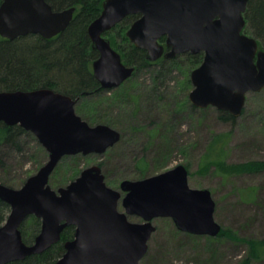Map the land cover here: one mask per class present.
<instances>
[{
	"label": "water",
	"instance_id": "water-1",
	"mask_svg": "<svg viewBox=\"0 0 264 264\" xmlns=\"http://www.w3.org/2000/svg\"><path fill=\"white\" fill-rule=\"evenodd\" d=\"M248 2L104 0L101 14L88 27L93 48L99 51L94 75L105 88L118 87L133 76L135 67L123 61L105 33L128 15L139 14L126 35L147 51V59L203 52V62L191 73V102L239 117L248 93L264 89V49L245 31ZM76 10V6L54 9L48 0H3L0 36L52 38L70 25ZM78 99L51 87L0 91V121L32 131L49 152L48 160L22 186L0 183V198L10 205L0 226V264L41 254L71 225L75 235L55 264H140L157 229V217L172 218L184 232L220 234L211 190L191 187L184 164L141 179H125L121 189L109 186L103 168L93 164L66 186L53 188L50 177L64 156L102 154L122 137L108 124L92 125L83 119L76 110ZM30 215L42 221L33 243H27L21 231Z\"/></svg>",
	"mask_w": 264,
	"mask_h": 264
},
{
	"label": "rangeland",
	"instance_id": "rangeland-1",
	"mask_svg": "<svg viewBox=\"0 0 264 264\" xmlns=\"http://www.w3.org/2000/svg\"><path fill=\"white\" fill-rule=\"evenodd\" d=\"M113 32L105 36L113 39ZM246 32L252 35L249 29ZM179 59L173 64L163 57L117 89L82 97L77 113L92 125L105 123L118 129L122 137L102 154L64 156L50 184L55 189L66 186L83 169L99 164L107 184L121 189L125 179H141L184 164L191 187L211 190L216 201L215 218L224 234L216 237L184 232L172 218L157 217V229L140 264H264V257L249 260L250 241L264 239V170L229 173L216 165L204 166L216 134L224 136V145L221 156L214 159L227 165L264 161V89L248 93L244 112L236 122L223 121L219 109L197 107L189 98L194 87L191 73L203 60L195 64L185 55ZM155 77L161 80L157 82ZM155 88L158 93L153 96L151 90ZM53 89L62 92L64 88L58 85ZM149 100L152 105L147 104ZM128 101L132 106L137 102L136 111L127 108ZM130 113L135 114L134 123L129 122ZM150 128L156 131L149 134ZM21 144L22 150H18L0 143V183L20 187L48 160V150L32 131L22 134ZM119 209L125 210L122 202ZM130 218L142 221L139 216Z\"/></svg>",
	"mask_w": 264,
	"mask_h": 264
},
{
	"label": "trees",
	"instance_id": "trees-1",
	"mask_svg": "<svg viewBox=\"0 0 264 264\" xmlns=\"http://www.w3.org/2000/svg\"><path fill=\"white\" fill-rule=\"evenodd\" d=\"M2 1L0 0V4ZM103 1L48 0L53 8L57 10L72 6L77 7L74 19L63 32L49 39L36 34L20 36L13 40L0 36V91L32 90L39 87L57 88L59 85L64 88L62 92L74 98H82L86 95L100 96L103 94L105 89L102 88L93 72V62L99 57V52L93 48L92 40L88 34L90 23L102 12ZM139 17V14L128 15L112 30L106 32L107 34L114 31L113 39L110 38L111 43L113 40L115 45H118L123 61L127 65L135 66L136 71L133 76L141 70L150 68L154 62L161 59L156 61L148 60L147 51L136 47L124 35V32ZM245 17L247 19L245 31L249 29L252 35L259 40L260 48L261 46L264 47V0H249ZM119 37L122 39H119ZM161 42H166L165 36L161 38ZM184 55L188 56L195 64H200L204 57L203 52H188L169 58V60L174 64ZM160 78L155 77V81H160ZM147 89L148 87L145 86L144 91ZM153 90L154 96L158 92H155L156 88L151 91L153 92ZM156 98L159 97L156 96ZM150 100L149 103L146 101L145 103L152 105ZM130 103L129 101L127 102V108H135L136 111L137 102L135 101L133 106ZM155 108V111L158 110L157 106ZM121 111L123 112V110ZM219 113V117L223 121L236 122L237 120V117L233 116L229 111L219 110ZM129 117V122L134 123L136 120L135 114L130 113ZM26 131L19 124L8 125L0 121V143L9 148L22 150L21 137ZM155 131L151 128L148 130L149 134ZM223 145L224 136L222 134L214 135L212 144L205 154L204 166L216 165L217 168L227 170L229 173H249L264 170V161L256 160L227 165L220 159H214L213 157L219 158L221 156ZM9 213L10 205L0 198V226L6 221ZM41 226L42 221L40 218L35 215L28 216L21 226L23 239L27 243H33L41 230ZM223 234L224 231L221 230L218 237ZM74 235L75 226H67L62 232L61 240L41 254H34L24 260H15L7 264H55L65 253V243L73 239ZM250 248L251 256L249 260L251 258L260 259L264 257V239L251 240Z\"/></svg>",
	"mask_w": 264,
	"mask_h": 264
},
{
	"label": "flooded vegetation",
	"instance_id": "flooded-vegetation-1",
	"mask_svg": "<svg viewBox=\"0 0 264 264\" xmlns=\"http://www.w3.org/2000/svg\"><path fill=\"white\" fill-rule=\"evenodd\" d=\"M136 20H137V19H136ZM131 25H132V24H131ZM131 25H130V26H131ZM128 29H129V28H128ZM1 37H2V36H1ZM127 37H128V36H127ZM128 38H129V37H128ZM165 38H166V37H165ZM129 39H130V38H129ZM130 41H131V40H130ZM131 42H132V41H131ZM132 43H133V42H132ZM133 44H134V43H133ZM134 45H135V44H134ZM135 46H136V45H135ZM136 47H137V46H136ZM96 50H97V49H96ZM98 52H99V51H98ZM179 55H180V54H179ZM161 58H162V57H161ZM134 67H135V66H134ZM135 71H136V68H135ZM135 71H134V72H135ZM93 72H94V71H93ZM94 76H95V75H94ZM127 80H128V79H127ZM127 80H126V81H127ZM126 81H125V82H126ZM98 82H99V81H98ZM125 82H124V83H125ZM99 83H100V82H99ZM124 83H122L120 86H122ZM100 85H101V84H100ZM101 86H102V85H101ZM120 86L115 87V88H105V87L102 86V88H104V89H105V92H106L107 90H114V89H117V88H119ZM39 88H42V87H39ZM35 89H37V88H35ZM22 90H23V89H22ZM32 90H33V89H32ZM72 97H73V96H72ZM73 98H74V97H73ZM76 98H79V97H76ZM80 100H81V98L78 99L77 104L79 103ZM76 106H77V105H76Z\"/></svg>",
	"mask_w": 264,
	"mask_h": 264
}]
</instances>
